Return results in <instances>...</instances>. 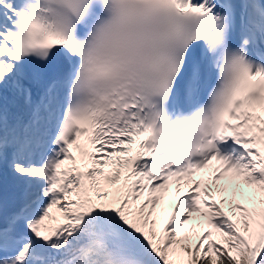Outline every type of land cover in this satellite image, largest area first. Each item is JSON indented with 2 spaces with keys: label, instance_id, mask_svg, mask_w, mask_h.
I'll return each instance as SVG.
<instances>
[{
  "label": "snow or ice",
  "instance_id": "snow-or-ice-1",
  "mask_svg": "<svg viewBox=\"0 0 264 264\" xmlns=\"http://www.w3.org/2000/svg\"><path fill=\"white\" fill-rule=\"evenodd\" d=\"M0 264H264V0H0Z\"/></svg>",
  "mask_w": 264,
  "mask_h": 264
}]
</instances>
